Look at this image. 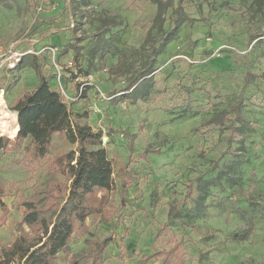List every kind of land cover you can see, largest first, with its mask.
Masks as SVG:
<instances>
[{"label": "rangeland", "instance_id": "rangeland-1", "mask_svg": "<svg viewBox=\"0 0 264 264\" xmlns=\"http://www.w3.org/2000/svg\"><path fill=\"white\" fill-rule=\"evenodd\" d=\"M174 6L194 20L158 56L152 93L133 103L117 98L146 63L145 37L157 32L154 3L0 0V38L34 51L17 70L0 71V115L17 116L10 107L39 83L36 63L53 86H64L72 115L102 133L115 170L128 165L134 175L126 190L117 179V188L98 191L114 220L89 217V230L73 235L71 253H60L57 264L96 250L109 234L114 242L103 264H159L152 255L176 240L184 243L185 264H264V0H174ZM174 15L168 10L165 27ZM54 35L59 40L52 43ZM74 45L81 47L79 60ZM239 101L246 121L235 123L237 131L231 134L230 121L207 124ZM28 145L0 155L9 209L0 257L20 234H36V226L21 223L24 199L40 200L37 191L47 187L56 188L59 202L67 198L70 174L52 162L78 144L54 135L50 154L29 165Z\"/></svg>", "mask_w": 264, "mask_h": 264}, {"label": "trees", "instance_id": "trees-1", "mask_svg": "<svg viewBox=\"0 0 264 264\" xmlns=\"http://www.w3.org/2000/svg\"><path fill=\"white\" fill-rule=\"evenodd\" d=\"M150 1L157 7L153 23L157 32L153 34L149 31L146 35L143 43V46H147L146 63L141 71L128 77L127 85L118 95L120 97L117 100L120 101L136 103L152 93L158 56L177 37L183 23L194 20L181 6L175 7L174 0ZM168 10H172L175 15L165 27ZM82 40L84 38H80L79 42ZM73 49L74 58L79 60L81 47L74 45ZM22 64L23 60L20 66ZM33 68L37 71L39 83L32 90L24 91L11 105V110L17 113L19 129L14 139L0 134V155L22 148L25 141L29 140L24 158L29 165V162L33 163L50 154L54 135H62L69 142L78 144V149L56 156L52 162L55 171L62 170L70 174L66 200L59 202L54 187L38 190L40 200L34 197L24 199L21 223L36 226V234L34 237L20 234L3 249L0 264H57L60 253H71L73 235L89 230V217L100 215L105 223L114 220L115 210L103 205L98 191L110 192L117 188V179L121 189L126 190L134 180L133 171L128 165L115 170L107 150L101 146L102 133L95 131L89 123L81 122L82 116L74 117L58 87L50 83L36 63ZM230 113L234 116L231 117ZM226 121H230L231 134L237 131L236 122L246 121L241 113L240 101L230 111L224 110L213 115L207 124L222 125ZM229 140H232V135ZM241 143L244 147L243 140ZM205 183L211 184L214 180H206ZM3 196L5 193L0 191V211L3 213L0 214V226L5 223L9 212ZM112 242V234L105 236L99 241L96 250L87 254L79 252L71 264H103L106 249ZM152 257L159 258V264H185L187 261L184 243L180 240H176L168 249L157 251Z\"/></svg>", "mask_w": 264, "mask_h": 264}, {"label": "built area", "instance_id": "built-area-1", "mask_svg": "<svg viewBox=\"0 0 264 264\" xmlns=\"http://www.w3.org/2000/svg\"><path fill=\"white\" fill-rule=\"evenodd\" d=\"M53 52H56L57 48L54 46L48 47ZM32 49H21L16 46L15 43H7L0 38V71L5 72L15 71L19 68L24 56L28 53H33ZM41 52V51H39ZM38 53V52H36ZM58 89L61 91L62 96H65V88L63 85H59ZM64 98V97H63Z\"/></svg>", "mask_w": 264, "mask_h": 264}, {"label": "bare ground", "instance_id": "bare-ground-1", "mask_svg": "<svg viewBox=\"0 0 264 264\" xmlns=\"http://www.w3.org/2000/svg\"><path fill=\"white\" fill-rule=\"evenodd\" d=\"M1 103H3L2 92H0V104ZM18 129H19V124L16 115L13 118L5 117V115L4 116L0 115V131L3 134H9L14 136L17 134Z\"/></svg>", "mask_w": 264, "mask_h": 264}, {"label": "crops", "instance_id": "crops-1", "mask_svg": "<svg viewBox=\"0 0 264 264\" xmlns=\"http://www.w3.org/2000/svg\"><path fill=\"white\" fill-rule=\"evenodd\" d=\"M56 35H59V34H56ZM50 38V40H51V42L53 43L55 40H59V38L57 39L56 38V36L54 35V36H51V37H49ZM20 48V47H19ZM58 48V47H57ZM25 48H23V50H24ZM23 60H24V58H23ZM17 114V113H16Z\"/></svg>", "mask_w": 264, "mask_h": 264}]
</instances>
